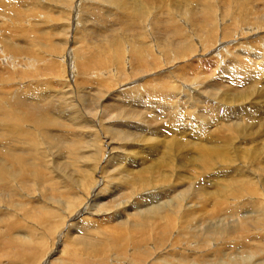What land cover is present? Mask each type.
I'll return each instance as SVG.
<instances>
[{"label": "rangeland", "instance_id": "374dc122", "mask_svg": "<svg viewBox=\"0 0 264 264\" xmlns=\"http://www.w3.org/2000/svg\"><path fill=\"white\" fill-rule=\"evenodd\" d=\"M213 1L212 0H201V1L200 0H0V43H1L0 45L2 46L1 48H4V47H6L5 43L10 44V45L13 44L12 46H14V47H12V50H13V48H16L13 50L14 54L11 53L14 56V58H16L15 60H13V63H12L14 65V70L10 69L8 71V69L7 70L4 69L2 71L3 75H1L0 78L3 76L2 79L3 78L5 79V78H7L8 75H9L8 77H10V76L12 77L15 74L19 75L18 72H21V70H20V68H18V65H20V66L24 65L22 62H25L27 60V58L32 59L31 61L34 63L36 62L38 67L32 62H31L32 66L30 65L31 67H34L33 70L31 69V67H30V69L32 71H34V69H35L34 72H35L36 76L30 74V76L24 78V80L30 82V79H31V81H33L32 82L33 85H31V86H34V85L36 86L38 84H43L45 82L42 85L43 90H45L46 92H50V93L52 92L53 94H57L56 96H58V97L56 98V96H55L54 100L56 101V104L58 105V107L60 109L64 110L63 111L64 116L59 118V122L61 121L62 127H60V126L54 127L55 128L54 133H56L54 140H56V142L62 141L59 138H57V137H60L61 133L64 135H67V137H69V140L67 143V148L69 150L68 151L69 153H64V154L66 155V160L72 164L71 168L67 169L68 171H67L66 176H61L59 173L52 171V165H53L54 160H56L55 159L56 157L54 155L53 149L50 148L47 150L45 157H42L41 159H36L37 162L35 164V167L31 170L28 169V170L24 171L22 169V166H20L18 164H10L11 161L5 162V166L8 168L10 167L6 171H4L3 169L0 168V194L1 193L3 194V195H0V197L5 195L4 197L0 198L1 199L0 200V225H3V226L7 225V226H5V228L3 226H0V238H1L0 239V264H49L50 260H52L53 257L55 258V256H60L61 258L65 259V260L63 259L65 262L66 261L68 262L69 261L68 253L70 251H75L77 249V247H78L77 252L79 251V253H81L80 254L81 257L83 256L82 257L83 259H85L84 257H87V260H85L86 263H88V261H89V264L90 263L93 264V262H96V258L101 257V256H102L101 258H103L104 256L105 257L107 256L106 258L104 257V259H106V261H102L104 264H106V262H107V264H110V263L111 264H115V263L121 264V261L120 262L116 261V259L119 258V255L115 256L114 250L116 248H115V244L113 243L112 239L110 238V235L108 234L110 232L107 230L108 232H106V234H104V228L103 227H105L106 225H109L110 222H106L104 224V226H102L101 222H103V219H101V217L99 218L98 216H95L94 218L97 221L94 220V222H93V219H94L93 216H90L88 213H85L79 219L76 218V220L78 221V220H81V218L83 216H85V221L84 220L79 221L76 228L73 229V227H72L71 230H69V231L67 230L69 234L66 233L67 232L66 229H68L67 225L69 223L71 224L74 221V220H72L73 218L71 219V217L74 215V212L80 207V205L82 206V204L86 202L85 201V195L88 194V192H89L88 190H90L91 184L95 185V183L98 179L97 177L99 175H103L102 184L99 183V184H97V186H98L99 190L102 187H104L103 189H107L108 188L107 184L109 181L108 177L110 175L115 174L113 171L108 173V174L107 173L103 174V172H101V171L104 169H97L99 167L101 168L100 163H101V160L104 156V153L107 154V152L105 151V146L103 144V140H105L104 137H106V136L111 137L112 145H114L113 146L114 150L120 149L123 152L124 151L123 149H125L124 153H127V154L128 153L129 154H137V153L138 154H145V153H147L146 152L147 150L145 148L147 146V144L144 141V139L146 137L152 138L153 141H156L160 145V146H158V149L154 153L150 152V157H148V155L145 157V159L147 160L146 161L147 164L151 163L150 165L152 167L155 164H157V162L159 165L158 169L156 167H154L152 171H149L148 173H146V176L148 177L149 180L152 181V184L149 183V185L146 187V190L145 189L142 190L143 192L139 191V190L136 191L135 188H134V191L127 190L128 192L126 191V194L128 193L127 194L128 196L130 195V193H133V194L135 193L134 195L138 196V194H139L138 197H140V198L141 197H147L148 198L149 193H150V196H153L152 193L155 191L154 193L161 192V193H163V195H165L160 200L166 201V203H168L170 200L169 196H172V197L176 196V198H177L176 200L180 201L181 204H185V203L186 204H193V202H194V204H196L198 206V205L204 203L206 208H208V210L210 209L209 212L207 211L208 213H213V214L217 215L213 218L217 219V217H221L222 214H225L229 217H228V219H224V220H229L231 222L235 221L236 223H240L239 221H246V223H249V225L252 226V227L249 226L246 229L248 231V235H250L247 238H249V240L252 243L254 240H255L254 243H257L259 241L260 242L262 241L264 243V236H263L264 233H262L264 231V191H263L264 190V145H262V144H264V126H263L264 125V96H263L264 95V88H262V87H264V81H263L264 80V69H263L264 68L263 67L264 66V44H263L264 39L262 40V38H264V30H263L264 29V20H263L264 19V11H263L264 10V3H263L264 1L263 0H225V1L224 0H217V1L215 0L216 3H215V1L214 2ZM257 1H258V3L256 5V3H254V2H257ZM259 1L263 6H261ZM76 2H78V3H76ZM221 2H222V4H221ZM240 3H242V4H240ZM247 3H249V4H247ZM205 4L208 6H206ZM228 4H229V6H228ZM215 7H216V12H212V10H215ZM224 7H227V8H224ZM259 7H261V8H259ZM74 8L75 9L77 8V10H75ZM230 8H232L231 10L228 11L230 17H229V15L226 16L225 14H223L221 12V10L223 11V10L230 9ZM200 9H201V11H200ZM207 9L210 10L212 13L208 12ZM180 10H181V12H180ZM196 11L197 12L200 11L201 13L198 12V14L199 13L200 14L197 15ZM237 11H240V12H237ZM241 12H242V14H241ZM190 13L192 14V16H193V13L196 16L194 15V17H192ZM203 13H205V14L203 15ZM208 13H209V15H208ZM243 13H245V16L243 15ZM256 13H257V15L259 14V16H257ZM246 14H247V16H246ZM216 15L218 16L217 17L218 20L216 19V17L214 18V16H216ZM223 15H225L226 18ZM72 16H73V18H72ZM235 17L237 19H235ZM201 19H202V21H201ZM228 21L231 23H227ZM233 21H234V23H237V24H234ZM244 21H245V24H244ZM204 22L207 24H204ZM246 23H248V24H246ZM257 23H259L260 25ZM165 24H167V25H165ZM198 25H200V26L198 27ZM205 25H206V27H204ZM224 25H226L227 27ZM236 25H238V26H236ZM218 26L220 29L218 28ZM235 26H236V28H238V30L235 28ZM193 27H195V28H193ZM230 27H231V29H230ZM242 27H244L245 30ZM250 27H251V29H250ZM261 27H263V28H261ZM200 28H201V30H200ZM163 29L165 30V32ZM221 29L222 30L226 29L228 31V33H227V31H224V30L221 31ZM191 30H192V32H191ZM247 30H249V31H247ZM232 31H233V33H232ZM250 31H253V33H251ZM148 32H150L152 34H150ZM181 32L185 33V34L182 35ZM217 32H219V33H217ZM205 33L207 35H205ZM209 33L212 36H210ZM147 34H150V35H148V36H150V38L148 36H146ZM168 35L170 36L169 38H168ZM192 35H194V36L192 37ZM224 35H225V37H224ZM248 35H249V37H248ZM226 36L228 37V39ZM197 37H199V38H197ZM223 38H225L227 40H224ZM251 38H252V40H251ZM2 39L3 40L5 39V40L3 41ZM169 39H170V42H169ZM200 39H202L201 42H200ZM206 39L209 41L211 40V41L209 42ZM1 40H2V42H1ZM120 40H122V41H120ZM149 40H151V41H149ZM246 40H247V42H246ZM248 40L251 42V44L249 42V44L251 46L248 44ZM261 40L263 41V43H261L262 42ZM146 42L150 43V44L146 45ZM175 42H177V43H175ZM239 42H240V44L237 45L236 43H239ZM2 43L4 44V47H3ZM168 43H170V44H168ZM195 43L196 44L198 43V44L196 45ZM200 43H202V45ZM208 43L210 44L209 45L210 47L207 46ZM214 43H216V44H214ZM228 44L231 45L230 48L229 47L227 48V46H229ZM244 44H246V46ZM258 44H260L261 46ZM143 45H144V47H142ZM171 45L173 47H170ZM194 45H195V47H194ZM224 46L227 49L225 48L226 50H221V48H223ZM239 47H240V49H239ZM246 47L247 48L249 47L248 48L249 50ZM250 47L253 49H251ZM131 48H133V49H131ZM168 48L170 50H167ZM193 48H194V50H193ZM198 48H200L201 50ZM216 48L218 50H221V51L220 52L217 51L216 53L213 52L212 50H214ZM142 49H143V51H142ZM146 49H147V51H146ZM229 49H230V51H229ZM148 50H149V52H148ZM198 50H200L201 52L199 51L200 53L199 52L197 53ZM137 51H139V52L137 53ZM154 51L157 54H153ZM232 52H235L236 54L235 53L231 54ZM247 53H249L247 55V57L250 60L246 57ZM253 54H254V56H253ZM21 55H22V57H21ZM154 55H156V56H154ZM233 55H235L236 58L233 59L232 58ZM239 55L243 56V57L240 58ZM39 56H41L42 58L41 57L39 58ZM220 56H222V57H220ZM252 56L255 60L252 58ZM158 57H160L161 60ZM164 57H165V59H164ZM155 58H156V60H159V62H160L159 64H158V61L153 60ZM38 59L40 62L38 61ZM239 59L241 60V62ZM258 59H260V60H258ZM4 60H7V59H4ZM256 60H258L257 62H259V63H257ZM154 61L157 63H155ZM162 61H164V62H162ZM220 61H221V63H220ZM243 61H244V66L247 67L245 70H241L239 67L240 63H242ZM245 61H247V62L245 63ZM229 62H232V63H229ZM250 62H252V63H250ZM16 64H18V65H16ZM51 65H53V66H51ZM167 65H169V66H167ZM173 65H174V67H173ZM250 67H252V68L250 69ZM2 68H3V65L0 63V70H2ZM25 68H26V66L23 67L22 69L23 70H30L28 67H27V69H25ZM133 68H135V69H133ZM137 68H138V70H137ZM140 68H141V70H140ZM178 68H179V70H178ZM225 68H226V70H225ZM233 68H234V70H233ZM235 68H237L238 71H237V69L235 70ZM188 69H190V70H188ZM257 69H258V72H257ZM172 70H173V72H172ZM14 71H16V73ZM186 71H188V72L186 73ZM242 71H245L246 73L249 72V74L253 75V77L251 79H246L245 78L246 74L240 75V73ZM259 71H261V72L259 73ZM170 72L172 75H170ZM201 72H203V73H201ZM230 72H232V73H230ZM236 72H237V74H236ZM0 73H1V71H0ZM43 73H44V75H43ZM175 74H177L178 76ZM180 74H181V76H180ZM223 74H224L225 78H224V76H222ZM257 74H259V75H257ZM261 75H263V77ZM164 76H165V78H164ZM16 77L20 78V76H16ZM41 77H43V78H41ZM184 77H186V78H184ZM240 77H241V79H240ZM17 79L14 78L13 82L10 80H6V79H5L6 81L3 80L5 82H2L0 80V94H3L4 91L7 92L8 89L12 90V91L14 89H16V85H18V82L15 83V80H17ZM168 79H170L171 82H169L170 80H168ZM216 79L218 82L216 81ZM255 79H257V80L254 82ZM258 79L260 80V82L258 81ZM20 80L23 81L22 78H20ZM20 80H19V82H20ZM158 80H159V82H158ZM175 80H178V81H175ZM228 80H230V81H228ZM234 80H237V81L234 82ZM8 81H9V83H7ZM193 81H195V82H193ZM257 81H258V83H257ZM104 82H105V84H104ZM162 82H163V85L161 87ZM164 82H166V83H164ZM240 82H242V83H240ZM234 84H237V85L234 86ZM239 85H241V86H239ZM261 85H262V87H261ZM168 86L172 90H170ZM187 86H188V88H187ZM50 88H52V89H50ZM147 88H149V89H147ZM150 88L152 90L157 89V91H159L160 89L162 90V92H159L161 95L158 94L156 96V97L162 98V100H163L162 103H164V105L162 106V109L160 111L161 113L159 112V114L161 116L158 113L155 114L156 116L151 115V113L149 112V109H148L149 102H145L143 106L137 107V106H134L132 104V102L128 101L129 99H131L132 96L136 95V93L137 94H146V91L150 92ZM48 89H50V91ZM207 90H209V91H207ZM63 91H67V93L65 94ZM164 91H166V93ZM191 91L193 94L191 93ZM22 93L26 94L27 92L23 91ZM63 94H64L65 98H64ZM107 94H109L110 99L105 97ZM5 95L6 94L4 93L3 96H5ZM112 98H114V99H112ZM143 98L145 99V98H147V96H143ZM163 98L167 101H165ZM174 98H175L176 102L173 101V103H172V100H174ZM112 102H113L114 106H113V104H111ZM169 102H171V103H169ZM252 102H254L256 105L252 104ZM129 103H131V104H129ZM189 104H191V105H189ZM249 105H250V107H249ZM118 106H119V108H118ZM170 106H171V108H170ZM0 107H5V104L3 102H0ZM102 107H104V108H102ZM129 108H131L132 110L135 109V111L137 108L138 113H140V114L137 113V116L129 118L128 114L130 112L129 110H131ZM143 108L145 111H143ZM202 108H204V109H202ZM88 109H89V111H88ZM104 109H106V110H104ZM179 109L181 111H179ZM185 109H186V111L187 110L188 111L186 112ZM262 109H263V111H262ZM250 110L253 111L254 114H252V112ZM254 110H257L259 112V114H258V112H256L257 113L256 114ZM102 111H103V114H101ZM177 111H179L180 113H178ZM190 111H193V112H190ZM243 111L247 112V113H244ZM144 112H145V114H144ZM176 112L178 115H175ZM194 112H196V113H194ZM227 112H229V114ZM249 112H251V113H249ZM148 113H149V115H146ZM208 113H210V114H208ZM200 114L202 115L201 117H200ZM236 114H237V116H236ZM255 114H256V116H255ZM180 115H181V117H180ZM185 115H186V117H185ZM240 115H241V117H240ZM253 115H254V117H252ZM189 116L191 118L193 117L194 119L193 118L190 119ZM250 116H251V118H250ZM115 117H116V119H114ZM148 117L150 118V120L148 119ZM151 117H153V118L151 119ZM122 118L125 121H123ZM204 118H205L206 122H205ZM142 119H144V120H142ZM145 119L146 120L148 119V120L146 121ZM154 119H155V121H154ZM252 119H253V121H252ZM102 120H103V122H102ZM116 120H117V122H116ZM131 120H136L135 122H138V123H140L139 121H141V124L142 123L144 124L142 127L143 128L145 127L144 128L145 130L144 129H142V130L136 129L135 130L134 128H130V126L127 128L123 127L124 129L123 128L119 129V127L116 125L111 126V124H115V123H123V122L128 123ZM185 120H187V121H185ZM144 121H146V122H144ZM160 122H162L161 123L162 125H160ZM223 122H225L226 124ZM176 125H177V127H175ZM252 125H253V127H252ZM205 126H208L209 129H208V127H205ZM110 127H113L114 129H110ZM105 129H107V130H105ZM111 130L129 131V134H128L127 138L122 139L118 135L120 132H115L117 135L115 134V136H114V134H113V136H112ZM171 130H173V131H171ZM247 130L248 131L250 130V131L248 132ZM147 131L148 132L150 131L151 135ZM151 131L152 132L156 131V132L152 133ZM139 132H141V133L139 134ZM261 132H263V133H261ZM3 133L4 132L0 129V141L3 144H5V139H3L4 136H2ZM260 133H261V135H260ZM255 134H256V136H255ZM39 135L41 137L36 138L37 139V148H40V150H43L44 148H42V146H43L42 142L44 140H46V138L44 137V135L42 137L41 133ZM155 135H156V137H155ZM186 135H189V136H186ZM190 135L193 137L191 142L184 144L183 141H185V138L187 139V141L190 140ZM200 136H202V137H200ZM261 136H262V138H261ZM178 137H180V138L182 137L181 140ZM60 138H63V137H60ZM201 138L203 139L202 141H201ZM126 139H128V140H126ZM138 139L140 141H138ZM39 140H40V142H39ZM114 140H116V141H114ZM199 140H200V142H199ZM215 140H216V142H215ZM187 141H185V142H187ZM144 142H145V144H144ZM192 142H193V144H196V145L200 144L202 146H205L207 144L208 147H212L209 157L205 160L204 159L202 160V157L200 156V150H198V152H197V149H186V152H185V149H184V150H179L176 152V151H174V149L170 148L168 145V143H172V144L179 143V144H181L179 146H184L187 144L192 145ZM220 142H222V143H220ZM2 143L0 144V149H2V147H4V145ZM39 143H41V144L39 145ZM134 143L137 145L138 149ZM165 143H167V144H165ZM143 144H144V147H143ZM213 146L216 147V148L214 147L215 150L213 149ZM121 147H123V148H121ZM165 147H166V149H165ZM116 148H118V149H116ZM168 148H170V150ZM61 149H62V151H65L64 147H61ZM220 149H223L224 151L220 150ZM227 149L229 150V152ZM187 150H190V152H188ZM194 150H196V151L194 152ZM140 151H141V153H140ZM158 151L162 152V153H159ZM225 151H226V153H225ZM231 151H234V152H231ZM218 152L224 154L223 158H222V155L220 156V154H218ZM51 153H52V156L54 158L53 161H51V158H52V157H50ZM230 154H231V156H230ZM232 154H233V156H232ZM234 155H236V156H234ZM226 156H228V158ZM37 157L38 156L36 155V158ZM220 157L223 160H220L221 159ZM231 157H233V159H231ZM242 157H244V158L242 159ZM234 159H239V160L238 161L236 160V162H235ZM250 159H252L254 161H251ZM71 160H72V162H71ZM76 160H78V161H76ZM224 160H225V163H223ZM227 160H229V161L227 162ZM194 162H196V164ZM7 163H8V165H6ZM76 163H78V164H76ZM122 163L123 162H121V165H123V164L126 165V163H123V164ZM206 163H207V165H206ZM189 164H191V165H189ZM194 165H195V167H194ZM199 165L203 168V170H202V168H199ZM203 165H204V167H203ZM231 165H232V167L235 165L233 167V169H235L234 170L235 172L231 169L232 168V167H230ZM72 166L76 169H73ZM222 166H223V169H222ZM12 167H15L14 170L12 169ZM94 167H96V168H94ZM127 167L128 166H125V168H127ZM224 167H226V168H224ZM18 168H19V170H18ZM120 168L121 167H119V169ZM211 168H212V170H211ZM213 168L214 169L216 168L215 171ZM187 169H189V170H187ZM192 169L194 170V172ZM10 170L12 172H10ZM155 170H157V171H155ZM218 170H219V172H217ZM92 171H94V172H92ZM239 171H240V173L243 172V173H241L242 175L240 173L238 174ZM13 172H15V173H13ZM172 172H173V175H172ZM187 172H188V174H185ZM209 172H211L212 174ZM215 172H217L218 174H216ZM244 172H246V173H244ZM189 173H190V175H189ZM235 173H237V174H235ZM233 174H235L237 176H234V178H233ZM198 175H199V177H198ZM244 175H245V179L243 178ZM175 176L177 178H175ZM187 176H188V178H187ZM209 176H210L209 179H211V180L208 179ZM12 177H14V180ZM160 177H163V180H161ZM182 177L184 179H182ZM246 177L249 179H247ZM240 178H242V179H240ZM93 179L95 180L94 183H92ZM11 180H13V181H11ZM86 180H88V181L91 180V181L89 183ZM185 180H187L188 182H186ZM201 180H203V181H201ZM7 181L9 183V185H8ZM105 181L107 182V184L105 183ZM114 181L116 182L117 180H114ZM114 181H112L111 183L115 184ZM239 182L241 183V187H240ZM243 182H244V185H243ZM177 183H178V185H177ZM245 183H246V185H245ZM253 184H254V186H253ZM195 185L197 187H199V185H200V187H202L203 185L204 186L202 188H200V187L195 188ZM233 185H234V187L236 186L235 189H237V191L234 189ZM5 186H7L8 188H9V186L13 187L12 189L10 188L12 191L8 188L6 189ZM74 186H76V187H74ZM176 186H178V187H176ZM87 187H89V188H87ZM105 187H107V188H105ZM155 187L158 189H155ZM205 187H206L207 191H206ZM219 187H220V189H219ZM1 188H2V190H1ZM238 188H240V189H238ZM258 188H261V189H259V192L257 190ZM69 189L70 190L72 189V190L70 191ZM74 189H76V190L78 189V191H76ZM179 189H181V190H179ZM199 189H200V191H198ZM202 189L204 191H206L207 193L202 192L203 191ZM225 189H227V190H225ZM232 189H233V191H232ZM3 190L4 191L7 190V192L3 193L4 192ZM80 191L81 192L83 191V193H81ZM227 191H229V192H227ZM260 191H261L262 195H261ZM178 192H180V193H178ZM16 193H18V194H16ZM74 193H76V194H74ZM237 193H240V194H237ZM253 194H255L256 196L255 195L252 196ZM58 195H59V197H58ZM134 195H133V197L135 198L136 196H134ZM6 196H8V197L5 198ZM150 196H149V198H150ZM238 196H239V200L237 199ZM240 196H242L244 200ZM247 196H248V199L245 198ZM182 197L184 198V203L182 202L183 201ZM191 197L194 198L193 201H192ZM234 197H235V200H237V201H234ZM250 197L253 200L250 199ZM227 198H230V199H227ZM195 199H197V200H195ZM205 199H206V201L208 199V201H210V202H208V201L206 202ZM217 199L220 201H216ZM240 199L242 202L240 201ZM172 200L175 201L174 199H172ZM185 200L187 202H185ZM190 200H191V202H190ZM212 200L213 201L215 200L214 204H211V203H213ZM58 201L62 202V203H59ZM228 201H230V202L232 201V202L230 203ZM153 202L154 201L147 203V204L152 205V204H154ZM197 202H199V203H197ZM216 202H218V203H216ZM2 203H4V204H2ZM141 203L146 204L145 201H142ZM224 203H226V204H224ZM223 204H224V207H223ZM230 204L235 205V206L231 207ZM236 204L238 207L236 206ZM244 205H246L248 207H246ZM64 207H66L67 209ZM253 207H254V209H252ZM71 208H73V209L71 210ZM243 208L248 209V210H244ZM253 210H254V213H253ZM178 212L176 213V216L180 215V214H178ZM71 213L73 215H70ZM189 213L190 212H187L188 216L191 215V213L190 214ZM238 213L239 214L241 213V215L238 216ZM242 214L244 217L242 216ZM67 217H68V219H67ZM245 219H247V220H245ZM88 220H92V221L89 222ZM104 220H106V219H104ZM1 221H2V223H1ZM5 221H6V224H3V223H5ZM212 221L217 223L220 221V219L211 220V222ZM98 222H99V224H98ZM174 222H177V220H175ZM82 224H84L85 226L87 224L86 227H88V228H86ZM92 224L94 226H92ZM163 225H164V228L161 230V232L163 231V233H161L162 234L161 236H163L164 238L167 237L169 233L171 235L172 232L177 231L176 226H174V224L168 222V220H164ZM17 226H19V227H17ZM193 226L194 227L189 225L187 230H190V232L193 230H196V229L198 231H201V230H199L201 228V225L199 223H194ZM171 227H172V229L173 228L174 229L173 230L170 229ZM1 229H2V231H1ZM95 229H97L96 234H95ZM261 229H263V230H261ZM4 230L8 234L5 233ZM133 230H132V232H134V234L140 233L137 230H134V231ZM70 231L75 233V234L71 233ZM251 231H252V233H251ZM259 231H261L260 232L261 235H260ZM15 234L18 236H16ZM134 234L130 233L128 236L129 239L138 237V236H135ZM147 234H142L141 236L145 237V235H147ZM150 234L153 237L149 236ZM150 234L147 235V238H148L147 241H149L150 244L154 245L153 248L155 247V250L152 248V246L150 247L149 245H144L145 243L143 244V242L141 243V247L142 246H144V247H142V249L140 247L139 248L140 250L150 249V250H146L149 252V251H157L161 248L158 246H157L158 248L156 247V244L157 245L161 244L160 241H158L156 244H154V241L156 240L154 237H156L157 234H155L153 231L150 232ZM14 235L17 238H15ZM63 235H64V237H63ZM253 235H254V237H253ZM256 235H257V239H256ZM24 236H25V239H24ZM3 237H4V239H3ZM70 237H71V239H70ZM87 237L90 238V240ZM73 238H75V240ZM7 239H10L11 242H13V244H14L10 248L4 244V241H6ZM58 240L61 242H58ZM63 240L66 242L64 243ZM71 240L73 241V243L71 242ZM78 240H80V241H78ZM84 240H87L88 242H90V244L92 246H87L84 248V246H85V244H83ZM163 240L164 239L162 238V241ZM17 241H19L22 244L18 243L19 244L18 245L16 243ZM27 241H29L31 244L28 243ZM50 242H51V244H50ZM67 242L68 243L70 242V243L66 245ZM23 243H25V245L26 244L27 245L25 246ZM54 243H56V244H54ZM71 243L74 245H71ZM62 244L66 245V246L71 245L70 250H69V246L68 247L64 246L66 248L65 249ZM192 244H194V243H192ZM31 245L34 247H32ZM107 245H109V246H107ZM73 246H75V247H73ZM100 246L103 248H101ZM126 246H127L126 251H128V253H126V254H128L129 256L133 255L132 254L133 249H131L132 245L130 246L128 244ZM13 247H14V249H13ZM57 247L59 248V250ZM72 247H73V249H72ZM112 247H114V248H112ZM48 248H51V249H48ZM63 248H64V250H63ZM105 248H107V249H105ZM19 249H21V250H19ZM60 249H62L61 252H59ZM176 249H178V248H176ZM98 250H100V251H98ZM234 250L235 249H232L229 252L227 251V253H224V254L222 253V261L225 262L226 259H228L227 258L228 254H232V255L235 254L236 252H233ZM248 250H249V248H245L244 252L241 253V251H240L239 254L243 255L244 257L247 258ZM53 251H55L56 253ZM161 251L163 252V250H161ZM161 251L159 250L157 255H154V252L151 255H148V258H150V259H146L147 264H149L153 259H157L156 256L161 254L162 253ZM113 252H114V254H113ZM13 253H14L15 258L19 257V259L16 258L17 262H16V259L13 257ZM17 253L19 255H17ZM36 256H38V257H36ZM112 256L114 257V260L112 259ZM162 256L164 258H161ZM214 256H211L210 261L215 264L216 263L215 262L216 256L215 257ZM28 257H30V258H28ZM166 257L168 259H165ZM160 259H161V263L163 261L162 259H165L168 261L171 260L172 262H175L174 257L169 258V255H167L166 253L162 254L160 256ZM127 260L129 261L128 258H127ZM43 261H45V262H43ZM112 261H114V262H112ZM52 262H53V260L51 261L50 264H53ZM164 262L165 261H163V263ZM103 263H101V264H103ZM123 264H126V263H123ZM259 264H264V263L259 262Z\"/></svg>", "mask_w": 264, "mask_h": 264}, {"label": "bare ground", "instance_id": "6f19581e", "mask_svg": "<svg viewBox=\"0 0 264 264\" xmlns=\"http://www.w3.org/2000/svg\"><path fill=\"white\" fill-rule=\"evenodd\" d=\"M201 1V0H200ZM213 1V0H212ZM215 1V0H214ZM213 1V2H214ZM217 1V0H216ZM216 1H215V3H216ZM225 1V0H224ZM264 1V0H263ZM206 2V1H205ZM211 2V1H210ZM234 2V1H233ZM232 2V3H233ZM76 3H78V2H76ZM124 3V2H123ZM122 3V4H123ZM189 3V2H188ZM203 3V2H202ZM219 3V2H218ZM254 3H256V5H257V3H258V1L257 2H254ZM253 3V4H254ZM259 3H260V1H259ZM264 3V2H263ZM4 4V3H3ZM125 4V3H124ZM204 4V3H203ZM221 4H222V2H221ZM224 4V3H223ZM240 4H242V3H240ZM247 4H249V3H247ZM261 4V3H260ZM136 5V4H135ZM191 5V4H190ZM200 5V4H199ZM206 5V4H205ZM232 5V4H231ZM234 5V4H233ZM75 6V5H74ZM97 6V5H96ZM198 6V5H197ZM206 6H208V5H206ZM225 6V5H224ZM228 6H229V4H228ZM248 6V5H247ZM255 6V5H254ZM261 6H263L262 4H261ZM191 7V6H190ZM223 7V6H222ZM221 7V8H222ZM235 7V6H234ZM252 7V6H251ZM256 7V6H255ZM212 8V7H211ZM224 8H227V7H224ZM223 8V9H224ZM259 8H261V7H259ZM75 9V8H74ZM232 8H230V9H226V10H221V12L223 13V14H225L226 16H228L229 15V10H231ZM75 10H77V8L75 9ZM136 10V9H135ZM208 10V9H207ZM212 10V9H211ZM254 10V9H253ZM263 10V9H262ZM261 10V11H262ZM74 11V10H73ZM200 11H201V9H200ZM200 11H198V12H200ZM219 11V10H218ZM260 11V10H259ZM264 11V10H263ZM180 12H181V10H180ZM186 12V11H185ZM197 12V11H196ZM195 12V13H196ZM198 12H197V15H199L198 14ZM206 12V11H205ZM208 12H211L210 10H208ZM212 12H216V7H215V10H212ZM211 12V13H212ZM237 12H240V11H237ZM258 12V11H257ZM250 13V12H249ZM189 14V13H188ZM191 14V13H190ZM205 13H203V15H204ZM241 14H242V12H241ZM194 13H193V16H192V14H191V16L192 17H194ZM208 15H209V13H208ZM219 15V14H218ZM225 15H223V16H225ZM232 15V14H231ZM243 15L245 16V13H243ZM256 15H257V13H256ZM190 16V17H191ZM196 16V15H195ZM220 16V15H219ZM226 16H225V18H226ZM246 16H247V14H246ZM255 16V15H254ZM257 16H259V14L257 15ZM188 17V16H187ZM207 17V16H206ZM216 17V19L218 20V16L216 15V16H214V18ZM229 17H230V15H229ZM256 17V16H255ZM72 18H73V16H72ZM205 18V17H204ZM223 18V17H222ZM234 18V17H233ZM257 18V17H256ZM229 19V18H228ZM235 19H237L236 17H235ZM245 19V18H244ZM248 19V18H247ZM251 19V18H250ZM249 19V20H250ZM261 19V18H260ZM259 19V20H260ZM208 20V19H207ZM216 20V21H217ZM264 20V19H263ZM145 21V20H144ZM199 21V20H198ZM201 21H202V19H201ZM226 21V20H225ZM230 21V20H229ZM227 22V23H231V22ZM242 21V20H241ZM88 22V21H87ZM218 22V21H217ZM240 22V21H239ZM249 22V21H248ZM252 22V21H251ZM258 22V21H257ZM262 22V21H261ZM68 23V22H67ZM92 23V22H91ZM147 23V22H146ZM203 23V22H202ZM201 23V24H202ZM211 23V22H210ZM209 23V24H210ZM220 23V22H219ZM225 23V22H224ZM233 23H234V21H233ZM253 23V22H252ZM260 23V22H259ZM259 23H257V24H259ZM198 24V23H197ZM204 24H207V23H205L204 22ZM234 24H237V23H234ZM244 24H245V21H244ZM246 24H248V23H246ZM255 24V23H254ZM262 24V23H261ZM139 25V24H138ZM143 25V24H142ZM165 25H167V24H165ZM231 25V24H230ZM243 25V24H242ZM260 25V24H259ZM78 26V25H77ZM134 26V25H133ZM162 26V25H161ZM197 26V25H196ZM200 25H198V27H199ZM208 26V25H207ZM224 26H226V25H224ZM236 26H238V25H236ZM236 26H235V28H236ZM250 26V25H249ZM248 26V27H249ZM254 26V25H253ZM252 26V27H253ZM192 27V26H191ZM204 27H206V25L204 26ZM227 27V26H226ZM260 27V26H259ZM162 28V27H161ZM166 28V27H165ZM193 28H195V27H193ZM218 28H219V26H218ZM222 28V27H221ZM234 28V27H233ZM232 28V29H233ZM234 28V29H235ZM243 29H244V27H242ZM255 28V27H254ZM261 28H263V27H261ZM143 29V28H142ZM160 29V28H159ZM205 29V28H204ZM220 29V28H219ZM230 29H231V27H230ZM237 30H238V28H236ZM242 29V30H243ZM249 29V28H248ZM250 29H251V27H250ZM111 30V29H110ZM164 30V29H163ZM200 30H201V28H200ZM224 30V29H223ZM222 29H221V31H223ZM245 30V29H244ZM261 30V29H260ZM264 30V29H263ZM16 31V30H15ZM170 31V30H169ZM194 31V30H193ZM198 31V30H197ZM219 31V30H218ZM224 31H227L226 29L224 30ZM230 31V30H229ZM235 31V30H234ZM247 31H249V30H247ZM255 31V30H254ZM27 32V31H26ZM164 32H165V30H164ZM191 32H192V30H191ZM196 32V31H195ZM194 32V33H195ZM208 32V31H207ZM206 32V33H207ZM216 32V31H215ZM214 32V33H215ZM238 32V31H237ZM236 32V33H237ZM251 33H253V31H250ZM148 33H150V32H148ZM182 33V32H181ZM198 33V32H197ZM205 33V35H207ZM211 33V32H210ZM209 33V35L210 36H212L211 34ZM213 33V32H212ZM217 33H219V32H217ZM222 33V32H221ZM225 33V32H224ZM227 33H228V31H227ZM232 33H233V31H232ZM257 33V32H256ZM255 33V34H256ZM150 34H152V33H150ZM150 34H147L146 36H148V35H150ZM156 34V33H155ZM179 34V33H178ZM183 34H185V33H182V35ZM199 34V33H198ZM197 34V35H198ZM223 34V33H222ZM231 34V33H230ZM238 34V33H237ZM241 34V33H240ZM239 34V35H240ZM254 34V35H255ZM187 35V34H186ZM226 35V34H225ZM225 35H224V37H225ZM232 35V34H231ZM235 35V34H234ZM242 35V34H241ZM260 35V34H259ZM165 36V35H164ZM194 35H192V37H193ZM200 36V35H199ZM217 36V35H216ZM215 36V37H216ZM228 36V35H227ZM226 36V37H227ZM245 36V35H244ZM16 37V36H15ZM149 38H150V36H148ZM170 36L168 35V38H169ZM184 37V36H183ZM191 37V38H192ZM205 37V36H204ZM218 37V36H217ZM223 37V36H222ZM232 37V36H231ZM248 37H249V35H248ZM26 38V37H25ZM197 38H199V37H197ZM207 38V37H206ZM235 38V37H234ZM259 38V37H258ZM261 38V37H260ZM147 39V38H146ZM175 39V38H174ZM187 39V38H186ZM220 39V38H219ZM224 40H227L228 39V37H227V39H225V38H223ZM222 39V40H223ZM230 39V38H229ZM238 39V38H237ZM243 39V38H242ZM264 38H262V40H263ZM3 40V39H2ZM2 40H1V42H2ZM5 40V39H4ZM3 40V41H4ZM179 40V39H178ZM193 40V39H192ZM205 40V39H204ZM203 40V41H204ZM207 40V39H206ZM213 40V39H212ZM245 40V39H244ZM251 40H252V38H251ZM261 40V41H262ZM120 41H122V40H120ZM142 41V40H141ZM149 41H151V40H149ZM173 41V40H172ZM199 41V40H198ZM202 41V39H200V42ZM207 41H209V40H207ZM211 41V40H210ZM209 41V42H210ZM218 41V40H217ZM238 41V40H237ZM243 41V40H242ZM256 41V40H255ZM264 41V40H263ZM263 41L261 42V43H263ZM138 42V41H137ZM136 42V43H137ZM169 42H170V39H169ZM194 42V41H193ZM197 42V41H196ZM206 42V41H205ZM204 42V43H205ZM245 42V41H244ZM246 42H247V40H246ZM249 40H248V44H249ZM257 42V41H256ZM259 42V41H258ZM4 43V42H3ZM2 43V44H3ZM99 43V42H98ZM152 43V42H151ZM166 43V42H165ZM175 43H177V42H175ZM184 43V42H183ZM199 43V42H198ZM197 43V44H198ZM221 43V42H220ZM231 43V42H230ZM1 44V43H0ZM106 44V43H105ZM147 44H150V43H147L146 42V45ZM168 44H170V43H168ZM196 44V43H195ZM196 44V45H197ZM201 45H202V43H200ZM206 44V43H205ZM204 44V45H205ZM214 44H216V43H214ZM223 44V43H222ZM237 45L238 44H240V42L239 43H236ZM250 44H251V42H250ZM249 44V45H250ZM264 44V43H263ZM13 44H7V43H5V46L6 47H4V44H3V47L4 48H1L2 46L0 45V63L3 65V68H2V70H0L1 71V73H0V76L1 75H3V70L5 69V70H7L8 69V71L10 70V69H12V70H14V65L12 64L13 63V60H15L16 58H14V56L11 54V53H13L14 51V49H16V48H13V50H12V47H14V46H12ZM210 44L208 43V45L207 46H209ZM229 45V44H228ZM236 45V46H237ZM242 45V44H241ZM245 46H246V44H244ZM258 45H260V44H258ZM128 46V45H127ZM230 46L231 45H229V46H227V48L229 47L230 48ZM243 46V45H242ZM248 46V45H247ZM251 46V45H250ZM261 46V45H260ZM107 47V46H106ZM142 47H144V45L142 46ZM170 47H173L172 45L170 46ZM194 47H195V45H194ZM204 47V46H203ZM210 47V46H209ZM208 47V48H209ZM212 47V46H211ZM215 47V46H214ZM220 47V46H219ZM241 47V46H240ZM240 47H239V49H240ZM253 47V46H252ZM138 48V47H137ZM175 48V47H174ZM178 48V47H177ZM206 48V47H205ZM226 47L224 46L223 48H221V50H226L225 49ZM247 48V47H246ZM249 48V47H248ZM247 48V49H248ZM251 48V47H250ZM255 48V47H254ZM7 49V50H6ZM18 49V48H17ZM131 49H133V48H131ZM196 49V48H195ZM198 49H200V48H198ZM217 49V48H216ZM216 49H214V50H212L213 52H217V51H221V50H216ZM238 49V50H239ZM242 49V48H241ZM251 49H253V48H251ZM261 49V48H260ZM12 52H11V51ZM34 50V49H33ZM112 50V49H111ZM156 50V49H155ZM167 50H170L169 48L167 49ZM176 50V49H175ZM193 50H194V48H193ZM201 50V49H200ZM200 50H198L197 51V53L200 51ZM234 50V49H233ZM243 50V49H242ZM249 50V49H248ZM255 50V49H254ZM262 50V49H261ZM10 51V52H9ZM142 51H143V49H142ZM146 51H147V49H146ZM196 51V50H195ZM207 51V50H206ZM211 51V52H212ZM229 51H230V49H229ZM260 51V50H259ZM128 52V51H127ZM134 52V51H133ZM139 51H137V53H138ZM145 52V51H144ZM148 52H149V50H148ZM201 52V51H200ZM199 52V53H200ZM203 52V51H202ZM244 52V51H243ZM246 52V51H245ZM27 53V52H26ZM136 53V52H135ZM233 53H235V52H232L231 54H233ZM255 53V52H254ZM260 53V52H259ZM14 54V53H13ZM28 54V53H27ZM134 54V53H133ZM153 54H157V53H155V51L153 52ZM212 54V53H211ZM222 54V53H221ZM220 54V55H221ZM236 54V53H235ZM249 53H247L246 54V57H247V55H248ZM262 54V53H261ZM30 55V54H29ZM144 55V54H143ZM202 55V54H201ZM208 55V54H207ZM215 55V54H214ZM224 55V54H223ZM243 55V54H242ZM245 55V54H244ZM256 55V54H255ZM16 56V55H15ZM24 56V55H23ZM28 56V55H27ZM26 56V57H27ZM31 56V55H30ZM142 56V55H141ZM154 56H156V55H154ZM159 56V55H158ZM234 56V57H233ZM232 56V58L234 59V58H236L235 57V55H233ZM238 56V55H237ZM240 56V55H239ZM253 56H254V54H253ZM253 56H252V58H253ZM257 56V55H256ZM21 57H22V55H21ZM41 56H39V58H40ZM148 57V56H147ZM220 57H222V56H220ZM226 57V56H225ZM229 57V56H228ZM241 57H243V56H240V58ZM42 58V57H41ZM44 58V57H43ZM65 58V57H64ZM80 58V57H79ZM138 58V57H137ZM143 58V57H142ZM153 58V57H152ZM157 58V57H156ZM156 58L155 59H153V60H156ZM159 59H160V57H158ZM167 58V57H166ZM181 58V57H180ZM190 58V57H189ZM193 58V57H192ZM191 58V59H192ZM248 58V57H247ZM261 58V57H260ZM263 58V57H262ZM4 59H7V60H4ZM34 59V58H33ZM145 59V58H144ZM164 59H165V57H164ZM246 59V58H245ZM249 59V58H248ZM247 59V60H248ZM254 59V58H253ZM18 60V59H17ZM22 60V59H21ZM32 59H29V58H27V60L25 61V62H22L24 65H22L23 67H25L26 66V68L25 69H27V67L30 69V67L32 66V64H31V61ZM161 60V59H160ZM189 60V59H188ZM208 60V59H207ZM224 60V59H223ZM236 60V59H235ZM240 60V59H239ZM243 60V59H242ZM250 60V59H249ZM255 60V59H254ZM258 60H260V59H258ZM258 60H256V62L258 61ZM20 61V60H19ZM37 61V60H36ZM38 61H39V59H38ZM151 61V60H150ZM156 61H158V64L160 63L159 62V60H156ZM228 61V60H227ZM237 61V60H236ZM15 62V61H14ZM40 62V61H39ZM59 62V61H58ZM69 62V61H68ZM140 62V61H139ZM142 62V61H141ZM155 62V61H154ZM162 62H164V61H162ZM219 62V61H218ZM239 62V61H238ZM240 62H241V60H240ZM247 61H245V63H246ZM249 62V61H248ZM261 62V61H260ZM16 63V62H15ZM21 63V64H22ZM32 63H34V62H32ZM67 63V62H66ZM148 63V62H147ZM150 63V62H149ZM155 63H157V62H155ZM178 63V62H177ZM220 63H221V61H220ZM227 63V62H226ZM229 63H232V62H229ZM243 63V64H242ZM242 63H240V65H239V67H240V69L241 70H245L247 67H245L244 66V61L242 62ZM250 63H252V62H250ZM257 63H259V62H257ZM36 66H37V64H36V62L34 63ZM33 64V65H34ZM136 64V63H135ZM134 64V65H135ZM164 64V63H163ZM176 64V63H175ZM199 64V63H198ZM223 64V63H222ZM16 65H18V64H16ZM31 65V66H30ZM138 65V64H137ZM148 65V64H147ZM178 65V64H177ZM263 65V64H262ZM22 66H20V65H18V68H20V70H21V72H18L19 73V75L17 74H15L16 76H20V78H22L23 79V81H21L20 80V78H18V77H16L14 74V76H10V77H8L7 76V78H5L6 80H10V81H12L13 82V80H14V78H18L17 80H15V83L16 82H18V85H16V89H14L13 91L12 90H9L8 89V91L7 92H5L4 91V93L6 94L5 96H3V94H0V102H3L4 104H5V107H0V129L4 132L3 133V135L2 136H4V138L3 139H5V144H3L1 141V143L4 145V147H2V149H0V168L1 169H3L4 171H6L7 169H9L8 167H6L5 166V162L6 161H11L10 162V164H18V165H20V166H22V169L25 171V170H28V169H33L34 167H35V164H36V159H41L42 157H45L46 156V153H47V150L48 149H53V151H54V155H55V159L56 160H54V158H53V156H52V153H51V156L50 157H52L51 158V161H53L54 160V162H53V165H52V171H55L56 173H59L61 176H66V174H67V169H70L71 168V163L70 162H68L67 160H66V155L64 154V153H69L68 151V148H67V143H68V140H69V137H67V135H64V134H62L61 133V135H60V137H63V138H60V137H57V138H59L60 140H62V141H58V142H56V140H54V137L56 136V133H54V127L55 126H57V127H62V124H61V121L59 122V118L60 117H62V116H64V110H62V109H60L59 107H58V105L56 104V101L54 100V98H55V96L57 95V94H53L52 92L50 93V92H46L45 90H43V87H42V85L45 83H43V84H38V85H34V86H31V85H33L32 84V82L33 81H31V79H30V82L29 81H25L24 80V78H26V77H29L30 76V74H32V75H35V69H34V71H32L33 70V68L34 67H31V69L30 70H23L22 68ZM51 66H53V65H51ZM142 66V65H141ZM149 66V65H148ZM167 66H169V65H167ZM179 66V65H178ZM200 66V65H199ZM228 66V65H227ZM38 67V66H37ZM172 67V66H171ZM173 67H174V65H173ZM264 67V66H263ZM139 68V67H138ZM138 68H137V70H138ZM252 67H250V69H251ZM262 68V67H261ZM133 69H135V68H133ZM221 69V68H220ZM219 69V70H220ZM232 69V68H231ZM237 68H235V70H236ZM264 69V68H263ZM262 69V70H263ZM70 70V69H69ZM140 70H141V68H140ZM178 70H179V68H178ZM188 70H190V69H188ZM195 70V69H194ZM225 70H226V68H225ZM233 70H234V68H233ZM255 70V69H254ZM261 70V71H262ZM7 71V72H8ZM143 71V70H142ZM176 71V70H175ZM181 71V70H180ZM193 71V70H192ZM224 71V70H223ZM229 71V70H228ZM237 71H238V69H237ZM261 71H259V73L261 72ZM15 73H16V71H14ZM45 72V71H44ZM75 72V71H74ZM84 72V71H83ZM82 72V73H83ZM172 72H173V70H172ZM188 71H186V73H187ZM198 72V71H197ZM196 72V73H197ZM205 72V71H204ZM219 72V71H218ZM244 72V73H243ZM253 72V71H252ZM257 72H258V69H257ZM9 73V72H8ZM190 73V72H189ZM201 73H203V72H201ZM216 73V72H215ZM224 73V72H223ZM230 73H232V72H230ZM235 73V72H234ZM256 73V72H255ZM38 74V73H37ZM70 74V73H69ZM142 74V73H141ZM153 74V73H152ZM167 74V73H166ZM179 74V73H178ZM191 74V73H190ZM195 74V73H194ZM200 74V73H199ZM226 74V73H225ZM236 74H237V72H236ZM241 74H246L245 75V78L246 79H251L252 77H253V75H251V74H249V72L248 73H246L245 71H242L241 73H240V75ZM12 75V74H11ZM43 75H44V73H43ZM170 75H172L171 74V72H170ZM175 75H177V74H175ZM185 75V74H184ZM216 75V74H215ZM221 75V74H220ZM232 75V74H231ZM235 75V74H234ZM257 75H259V74H257ZM36 76V75H35ZM178 76V75H177ZM180 76H181V74H180ZM191 76V75H190ZM217 76V75H216ZM222 76H224V74L222 75ZM244 76V75H243ZM262 77H263V75H261ZM3 77V76H2ZM2 77L0 78V80L2 81V82H5L6 80L3 78L2 79ZM5 77V76H4ZM108 77V76H107ZM198 77V76H197ZM228 77V76H227ZM256 77V76H255ZM254 77V78H255ZM260 77V76H259ZM31 78V77H30ZM41 78H43V77H41ZM164 78H165V76H164ZM167 78V77H166ZM169 78V77H168ZM184 78H186V77H184ZM188 78V77H187ZM215 78V77H214ZM222 78V77H221ZM224 78H225V76H224ZM35 79V78H34ZM66 79V78H65ZM161 79V78H160ZM173 79V78H172ZM180 79V78H179ZM190 79V78H189ZM195 79V78H194ZM208 79V78H207ZM206 79V80H207ZM213 79V78H212ZM223 79V78H222ZM234 79V78H233ZM240 79H241V77H240ZM3 80H5V81H3ZM19 80H20V82H19ZM37 80V79H36ZM58 80V79H57ZM68 80V79H67ZM168 80H170V79H168ZM167 80V81H168ZM184 80V79H183ZM224 80V79H223ZM222 80V81H223ZM231 80V79H230ZM230 80H228V81H230ZM239 80V79H238ZM257 79H255L254 80V82L256 81ZM163 81V80H162ZM173 81V80H172ZM175 81H178V80H175ZM214 81V80H213ZM216 81H217V79H216ZM226 81V80H225ZM237 80H234V82H236ZM258 81L260 82V80L258 79ZM258 81H257V83H258ZM264 81V80H263ZM41 82V81H40ZM103 82V81H102ZM158 82H159V80H158ZM161 82V81H160ZM169 82H171V80L169 81ZM180 82V81H179ZM183 82V81H182ZM181 82V83H182ZM193 82H195V81H193ZM218 82V81H217ZM233 82V83H234ZM239 82V81H238ZM7 83H9V81L7 82ZM35 83V82H34ZM164 83H166V82H164ZM178 83V82H177ZM185 83V82H184ZM192 83V82H191ZM232 83V82H231ZM240 83H242V82H240ZM14 84V83H13ZM26 84V85H25ZM104 84H105V82H104ZM161 84V83H160ZM180 84V83H179ZM196 84V83H195ZM61 85V84H60ZM155 85V84H154ZM162 85H163V82H162V84H161V87H162ZM171 85V84H170ZM174 85V84H173ZM235 85H237V84H234V86ZM166 86V85H165ZM175 86V85H174ZM233 86V87H234ZM239 86H241V85H239ZM243 86V85H242ZM260 86V85H259ZM154 87V86H153ZM152 87V88H153ZM157 87V86H156ZM169 87V86H168ZM190 87V86H189ZM261 87H262V85H261ZM49 88V87H48ZM101 88V87H100ZM105 88V87H104ZM175 88V87H174ZM179 88V87H178ZM187 88H188V86H187ZM262 88H264V87H262ZM50 89H52V88H50ZM50 89H48L49 91H50ZM65 89V88H64ZM63 89V90H64ZM69 89V88H68ZM136 89V88H135ZM147 89H149V88H147ZM155 89V88H154ZM169 89H170V87H169ZM212 89V88H211ZM247 89V88H246ZM57 90V89H56ZM142 90V89H141ZM167 90V89H166ZM170 90H172V89H170ZM192 90V89H191ZM194 90V89H193ZM253 90V89H252ZM27 92L26 94H24V93H22V92ZM137 91V90H136ZM140 91V90H139ZM207 91H209V90H207ZM54 92V91H53ZM65 94L67 93V91H63ZM98 92V91H97ZM141 92V91H140ZM159 92H162V90L160 89L159 91H157V89L156 90H152L151 88H150V92L148 91H146V94H137L136 92V95H134V96H132L131 97V99H129L128 101H130V102H132V104L134 105V106H137V107H140V106H143L144 105V103L145 102H149V106H148V109H149V112L151 113V115L152 116H154L156 113H158L159 114V112L161 111V109H162V106L164 105V103H162V98H160V97H156L158 94H160ZM165 93H166V91H164ZM104 93V92H103ZM132 93V92H131ZM134 93V94H135ZM191 93H192V91H191ZM163 94V93H162ZM193 94V93H192ZM62 95V94H61ZM113 95V94H112ZM115 95V94H114ZM118 95V94H117ZM161 95V94H160ZM263 95V94H262ZM54 96V97H53ZM63 96H64V94H63ZM101 96V95H100ZM111 96V95H110ZM143 96H147V98H143ZM166 96V95H165ZM180 96V95H179ZM204 96V95H203ZM264 96V95H263ZM262 96V97H263ZM53 97V98H52ZM58 96H56V98H57ZM99 97V96H98ZM106 98H109V94H107L106 96H105ZM127 97V96H126ZM130 97V96H129ZM61 98V97H60ZM64 98H65V96H64ZM166 98V97H165ZM62 99V98H61ZM101 99V98H100ZM103 99V98H102ZM110 99V98H109ZM112 99H114V98H112ZM147 99V100H146ZM164 99V98H163ZM181 99V98H180ZM179 99V100H180ZM258 99V98H257ZM127 100V99H126ZM125 100V101H126ZM165 100V99H164ZM105 101V100H104ZM165 101H167V100H165ZM173 101H175V98H174V100H172V103H173ZM205 101V100H204ZM114 102V101H113ZM113 102L111 103V104H113ZM119 102V101H118ZM176 102V101H175ZM184 102V101H183ZM190 102V101H189ZM260 102V101H259ZM127 103V102H126ZM166 103V102H165ZM169 103H171V102H169ZM188 103V102H187ZM210 103V102H209ZM251 103V102H250ZM62 104V103H61ZM119 104V103H118ZM117 104V105H118ZM129 104H131V103H129ZM214 104V103H213ZM218 104V103H217ZM252 104H255L254 102H252ZM251 104V105H252ZM148 105V104H147ZM169 105V104H168ZM175 105V104H174ZM189 105H191V104H189ZM208 105V104H207ZM256 105V104H255ZM2 106V105H1ZM62 106V105H61ZM113 106H114V104H113ZM121 106V105H120ZM183 106V105H182ZM94 107V106H93ZM109 107V106H108ZM111 107V106H110ZM132 107V106H131ZM178 107V106H177ZM192 107V106H191ZM195 107V106H194ZM210 107V106H209ZM216 107V106H215ZM214 107V108H215ZM249 107H250V105H249ZM102 108H104V107H102ZM117 108V107H116ZM118 108H119V106H118ZM170 108H171V106H170ZM180 108V107H179ZM186 108V107H185ZM205 108V107H204ZM204 108H202V109H204ZM65 109V108H64ZM129 109H131V108H129ZM134 109V108H133ZM166 109V108H165ZM174 109V108H173ZM216 109V108H215ZM247 109V108H246ZM96 110V109H95ZM104 110H106V109H104ZM123 110V109H122ZM132 110V109H131ZM129 110L130 112H129V114H128V117L130 118V117H135V116H137V113H138V110H137V108H136V111H135V109L134 110ZM178 110V109H177ZM184 110V109H183ZM253 110V109H252ZM88 111H89V109H88ZM142 111V110H141ZM140 111V112H141ZM143 111H145L144 110V108H143ZM176 111V110H175ZM179 111H181L180 109H179ZM179 111H177L178 113H180ZM185 111H186V109H185ZM188 111V110H187ZM186 111V112H187ZM221 111V110H220ZM240 111V110H239ZM242 111V110H241ZM251 111V110H250ZM255 111V113L256 112H258L257 110H254ZM262 111H263V109H262ZM124 112V111H123ZM122 112V113H123ZM128 112V111H127ZM171 112V111H170ZM177 112H176V114L175 115H178L177 114ZM190 112H193V111H190ZM209 112V111H208ZM217 112V111H216ZM244 112V111H243ZM252 112V114H254L253 113V111H251ZM251 112H249V113H251ZM161 113V112H160ZM163 113V112H162ZM194 113H196V112H194ZM215 113V112H214ZM228 114H229V112H227ZM234 113V112H233ZM232 113V114H233ZM242 113V112H241ZM244 113H247V112H244ZM261 113V112H260ZM101 114H103V111H102V113ZM105 114V113H104ZM127 114V113H126ZM138 114H140V113H138ZM142 114V113H141ZM144 114H145V112H144ZM187 114V113H186ZM190 114V113H189ZM193 114V113H192ZM207 114V113H206ZM208 114H210V113H208ZM243 114V113H242ZM257 114V113H256ZM256 114H255V116H256ZM258 114H259V112H258ZM115 115V114H114ZM122 115V114H121ZM146 115H149V113L148 114H146ZM160 115V114H159ZM158 115V116H159ZM171 115V114H170ZM198 115V114H197ZM220 115V114H219ZM247 115V114H246ZM245 115V116H246ZM107 116V115H106ZM156 116V115H155ZM157 116V117H158ZM161 116V115H160ZM159 116V117H160ZM188 116V115H187ZM195 116V115H194ZM199 116V115H198ZM202 115L200 114V117H201ZM236 116H237V114H236ZM239 116V115H238ZM143 117V116H142ZM167 117V116H166ZM180 117H181V115H180ZM185 117H186V115H185ZM190 117V116H189ZM234 117V116H233ZM240 117H241V115H240ZM252 117H254V115L252 116ZM106 118V117H105ZM121 118V117H120ZM153 117H151V119H152ZM177 118V117H176ZM188 118V117H187ZM193 118V117H192ZM191 117H190V119H192ZM197 118V117H196ZM199 118V117H198ZM244 118V117H243ZM250 118H251V116H250ZM258 118V117H257ZM109 119V118H108ZM114 119H116V117L114 118ZM123 119V118H122ZM148 119L150 120V118L148 117ZM147 119V120H148ZM194 119V118H193ZM246 119V118H245ZM249 119V118H248ZM68 120V119H67ZM142 120H144V119H142ZM146 120V119H145ZM146 120V121H147ZM204 120H205V118H204ZM214 120V119H213ZM257 120V119H256ZM260 120V119H259ZM258 120V121H259ZM123 121H125L124 119H123ZM136 120H131V121H129L128 123H115V124H111V126H113V125H116V126H118L119 127V129H121V128H123V127H125V128H127V127H129L130 126V128H134L135 130L136 129H139V130H142V129H144L142 126L144 125L143 123L141 124V121H139L140 123H138V122H135ZM146 121H144V122H146ZM154 121H155V119H154ZM157 121V120H156ZM185 121H187V120H185ZM191 121V120H190ZM194 121V120H193ZM238 121V120H237ZM252 121H253V119H252ZM262 121V120H261ZM66 122V121H65ZM102 122H103V120H102ZM116 122H117V120H116ZM121 122V121H120ZM172 122V121H171ZM170 122V123H171ZM179 122V121H178ZM192 122V121H191ZM200 122V121H199ZM205 122H206V120H205ZM208 122V121H207ZM213 122V121H212ZM72 123V122H71ZM162 122H160V125H162L161 124ZM210 123V122H209ZM216 123V122H215ZM223 123H225V122H223ZM262 123V122H261ZM178 124V123H177ZM182 124V123H181ZM226 124V123H225ZM187 125V124H186ZM185 125V126H186ZM243 125V124H242ZM88 126V125H87ZM110 126V125H109ZM190 126V125H189ZM200 126V125H199ZM210 126V125H209ZM214 126V125H213ZM219 126V125H218ZM264 126V125H263ZM105 127V126H104ZM148 127V126H147ZM175 127H177V125L175 126ZM191 127V126H190ZM205 127H208V126H205ZM249 127V126H248ZM252 127H253V125H252ZM107 128V127H106ZM160 128V127H159ZM181 128V127H180ZM230 128V127H229ZM60 129V128H59ZM110 129H114L113 127H110ZM116 129V128H115ZM124 129V128H123ZM147 129V128H146ZM154 129V128H153ZM161 129V128H160ZM169 129V128H168ZM171 129V128H170ZM183 129V128H182ZM185 129V128H184ZM189 129V128H188ZM208 129H209V127H208ZM207 129V130H208ZM218 129V128H217ZM58 130V129H57ZM62 130V129H61ZM105 130H107V129H105ZM145 130V129H144ZM159 130V129H158ZM163 130V129H162ZM161 130V131H162ZM195 130V129H194ZM199 130V129H198ZM241 130V129H240ZM112 131V136H113V134H114V136H115V132H120L118 135L122 138V139H125V138H127V136H128V134H129V131H124V130H111ZM165 131V130H164ZM171 131H173V130H171ZM178 131V130H177ZM189 131V130H188ZM202 131V130H201ZM215 131V130H214ZM248 131V130H247ZM250 131V130H249ZM248 131V132H249ZM103 132V131H102ZM114 132V133H113ZM142 132V131H141ZM141 132H139V134L141 133ZM148 132V131H147ZM146 132V133H147ZM152 132V131H151ZM154 132V131H153ZM152 132V133H153ZM156 132V131H155ZM154 132V133H155ZM163 132V131H162ZM184 132V131H183ZM192 132V131H191ZM210 132V131H209ZM216 132V131H215ZM257 132V131H256ZM42 134V137H43V135H44V137L46 138V140H44L43 142H42V144H43V146H42V148H44L43 150H40V148H37V139L36 138H38V137H41L39 134ZM148 133H150V131L148 132ZM164 133V132H163ZM175 133V132H174ZM185 133V132H184ZM198 133V132H197ZM204 133V132H203ZM212 133V132H211ZM261 133H263V132H261ZM261 133H260V135H261ZM79 134V133H78ZM132 134V133H131ZM157 134V133H156ZM180 134V133H179ZM187 134V133H186ZM191 134V133H190ZM259 134V133H258ZM110 135V134H109ZM117 135V134H116ZM150 135H151V133H150ZM181 135V134H180ZM211 135V134H210ZM111 136V135H110ZM186 136H189V135H186ZM196 136V135H195ZM214 136V135H213ZM255 136H256V134H255ZM259 136V135H258ZM103 137V136H102ZM135 137V136H134ZM150 137V136H149ZM155 137H156V135H155ZM158 137V136H157ZM183 137V136H182ZM181 137V138H182ZM200 137H202V136H200ZM105 138V140H103V144H104V146H105V151L107 152V154H105L104 153V156H103V158H102V160H101V163H100V166H101V168L99 167V168H97V169H104V170H100L101 172H103V174L104 173H110V172H114L115 174L114 175H110L108 178H109V181H108V184H107V182L105 181V183L107 184V186H108V188L107 187H105V188H107V189H103L104 187H100L101 189L99 190L98 189V186H97V184H102V182H103V175H99L97 178V181H96V183H95V185H92L91 184V186H90V190H88L89 192H88V194L87 195H85V203H83L82 204V206L80 205V207L74 212V215L71 213L70 215H73L72 217H71V219L72 220H74L71 224L69 223L68 225H67V228L68 229H66V231L68 230H71V228L73 227V229L74 228H76V226H77V224L79 223V221H85V216H83L82 218H81V220H76V218L77 219H79L82 215H84L85 213H88L90 216H93V218L95 217V216H98L99 218L101 217V219H103V222H101L102 223V226H104V224L106 223V222H110V226L109 225H106L105 227H103L104 228V234H106V232H110V233H108L109 235H110V238L112 239V241H113V243L115 244V250H114V252H115V256L116 255H119V258H117L116 259V261H118V262H120L121 261V264H123V263H126V264H147V261H146V259H150V258H148V255H151L153 252H154V255H157V253L159 252V250L161 251V250H163V252L161 253V254H159L158 256H156L157 257V259H153L149 264H214V263H212L211 261H210V258H211V256H216V263L215 264H259V262L260 263H264V243L261 241H259V242H257V243H254L255 242V240L253 241V243L249 240V238H247L248 236H250V235H248V231L246 230L249 226H251V225H249V223H246V221H239L240 223H236L235 221H229V220H224V219H228V217L229 216H227V215H225V214H222L221 215V217H217V219L216 218H213V217H215V216H217L216 214H213V213H208L209 212V210H208V208H206V206H205V204L204 203H202V204H200V205H196V204H194V202H193V204H181L180 203V201H178V200H176L177 198H176V196L175 197H172V196H169V198H170V200H169V202L168 203H166V201H163V200H160L161 198H163V196H165V195H163V193H161V192H159V193H152V195L153 196H150V193H149V196H150V198H149V196H148V198L147 197H138L139 196V194H138V196H136V195H134L133 193H130V195L128 196L127 194H126V191L127 190H132V191H134V188L136 189V191L137 190H139V191H142V190H146V187L149 185V183H151L152 184V181L151 180H149L148 179V177L146 176V173H148L149 171H152L153 170V168L154 167H156L157 169L159 168L158 166V162H157V164H155L153 167L150 165V164H147V160L145 159V157L148 155V157H150V152H155L157 149H158V146H160L156 141H153V139L152 138H148V137H146L145 139H144V141L146 142V144H147V146L145 147L146 148V152L147 153H145V154H127V153H124L125 152V149H123L124 151L122 152L120 149H118V148H116V149H118V150H114V145H112V140H111V137H108V136H106V137H104ZM116 138V137H115ZM166 138V137H165ZM180 140H181V138L180 137H178ZM192 136L190 135V140H188L187 141V139L185 138V141H187V142H185V141H183V143L185 144V143H188V142H191V140H192ZM206 138V137H205ZM261 138H262V136H261ZM118 139V138H117ZM131 139V138H130ZM184 139V138H183ZM230 139V138H229ZM232 139V138H231ZM41 140V139H40ZM40 140H39V142H40ZM126 140H128V139H126ZM156 140V139H155ZM164 140V139H163ZM166 140V139H165ZM203 139L201 138V141H202ZM71 141V140H70ZM93 141V140H92ZM114 141H116V140H114ZM134 141V140H133ZM138 141H140L139 139H138ZM142 141V140H141ZM161 141V140H160ZM207 141V140H206ZM227 141V140H226ZM94 142V141H93ZM124 142V141H123ZM143 142V141H142ZM145 142H144V144H145ZM162 142V141H161ZM168 142V141H167ZM199 142H200V140H199ZM205 142V141H204ZM203 142V143H204ZM215 142H216V140H215ZM0 143V144H1ZM75 143V142H74ZM118 143V142H117ZM138 143V142H137ZM220 143H222V142H220ZM225 143V142H224ZM240 143V142H239ZM41 143H39V145H40ZM82 144V143H81ZM135 144V143H134ZM144 144H143V147H144ZM165 144H167V143H165ZM183 144V145H184ZM206 144V143H205ZM230 144V143H229ZM84 145V144H83ZM136 145V144H135ZM168 145H169V147L170 148H172V149H174V151H179V150H184L185 149V152H186V149H197V152H198V150H200V156L202 157V160L204 159H207L208 157H209V155H210V153H211V148L212 147H208L207 146V144L205 145V146H202V145H200V144H193V142H192V145H189V144H187V145H184V146H179V145H181V144H179V143H175V144H172V143H168ZM213 145V144H212ZM218 145V144H217ZM221 145V144H220ZM227 145V144H226ZM262 145H264V144H262ZM32 146V147H31ZM225 146V145H224ZM228 146V145H227ZM61 147H64V150L65 151H62V149H61ZM136 147H137V145H136ZM215 146H213V149L215 150V148H214ZM222 147V146H221ZM67 148V149H66ZM120 148V147H119ZM121 148H123V147H121ZM170 148H168L169 150H170ZM137 149H138V147H137ZM141 149V148H140ZM165 149H166V147H165ZM167 149V150H168ZM171 149V150H172ZM225 149V148H224ZM129 150V149H128ZM143 150V149H142ZM220 150H223V149H220ZM228 150V149H227ZM160 151V150H159ZM158 151V152H159ZM166 151V150H165ZM188 152H190V150H187ZM196 150H194V152H195ZM224 151V150H223ZM40 152V153H39ZM193 152V151H192ZM216 152V151H215ZM228 152H229V150H228ZM227 152V153H228ZM231 152H234V151H231ZM230 152V153H231ZM140 153H141V151H140ZM159 153H162V152H159ZM214 153V152H213ZM225 153H226V151H225ZM73 154V153H72ZM158 154V153H157ZM215 154V153H214ZM218 154H220V156L222 155V158H223V155L224 154H222V153H219L218 152ZM235 154V153H234ZM237 154V153H236ZM36 155L38 156L37 158H36ZM154 155V154H153ZM194 155V154H193ZM226 155V154H225ZM262 155V154H261ZM159 156V155H158ZM188 156V155H187ZM190 156V155H189ZM199 156V155H198ZM216 156V155H215ZM214 156V157H215ZM230 156H231V154H230ZM232 156H233V154H232ZM234 156H236V155H234ZM157 157V156H156ZM211 157V156H210ZM227 158H228V156H226ZM240 157V156H239ZM245 157V156H244ZM244 157H242V159L244 158ZM64 158V159H63ZM155 158V157H154ZM153 158V159H154ZM187 158V157H186ZM195 158V157H194ZM221 158V157H220ZM220 159V160H223V159ZM225 158V157H224ZM236 158V157H235ZM238 158V157H237ZM241 158V157H240ZM239 158V159H240ZM257 158V157H256ZM74 159V158H73ZM190 159V158H189ZM231 159H233V157H231ZM239 159H234L235 160V162H236V160L238 161ZM75 160V159H74ZM100 160V159H99ZM157 160V159H156ZM179 160V159H178ZM201 160V159H200ZM201 160V161H202ZM212 160V159H211ZM246 160V159H245ZM251 161H254V160H252V159H250ZM76 161H78V160H76ZM214 161V160H213ZM229 160H227V162H228ZM71 162H72V160H71ZM121 162H123V163H126V165L125 164H123V165H121ZM179 162V161H178ZM222 162V161H221ZM226 162V163H227ZM164 163V162H163ZM191 163V162H190ZM195 164H196V162H194ZM198 163V162H197ZM209 163V162H208ZM218 163V162H217ZM223 163H225V160H224V162ZM76 164H78V163H76ZM162 164V163H161ZM230 164V163H229ZM232 164V163H231ZM235 164V163H234ZM6 165H8V163L6 164ZM17 165V166H18ZM128 166L127 168H125V166ZM189 165H191V164H189ZM206 165H207V163H206ZM218 165V164H217ZM233 165V164H232ZM232 165L230 166V167H232ZM79 166V165H78ZM98 166V165H97ZM210 166V165H209ZM235 166V165H234ZM233 166V167H234ZM48 167V166H47ZM73 167V166H72ZM119 167H121L120 169H119ZM194 167H195V165H194ZM203 167H204V165H203ZM208 167V166H207ZM216 167V166H215ZM233 167L231 168L233 171L235 170V169H233ZM239 167V166H238ZM237 167V168H238ZM14 168L15 167H12V169L14 170ZM94 168H96V167H94ZM191 168V167H190ZM199 168H202L200 165H199ZM224 168H226V167H224ZM236 168V169H237ZM17 169V168H16ZM73 169H76V168H74L73 167ZM214 169V168H213ZM216 169V168H215ZM215 169H214V171H215ZM222 169H223V166H222ZM239 169V168H238ZM18 170H19V168H18ZM21 170V169H20ZM187 170H189V169H187ZM191 170V169H190ZM193 170V169H192ZM202 170H203V168H202ZM211 170H212V168H211ZM240 170V169H239ZM99 171V172H100ZM155 171H157V170H155ZM166 171V170H165ZM213 171V172H214ZM230 171V170H229ZM238 171V170H237ZM236 171V172H237ZM10 172H12L11 170H10ZM9 172V173H10ZM18 172V171H17ZM82 172V171H81ZM91 172V171H90ZM92 172H94V171H92ZM193 172H194V170H193ZM196 172V171H195ZM208 172V171H207ZM217 172H219V170L217 171ZM217 172H215L216 174H218ZM223 172V171H222ZM221 172V173H222ZM235 172V171H234ZM13 173H15V172H13ZM12 173V174H13ZM206 173V172H205ZM209 173H211V172H209ZM228 173V172H227ZM240 173V171L238 172V174ZM241 173H243V172H241ZM240 173V174H241ZM244 173H246V172H244ZM4 174V173H3ZM7 174V173H6ZM75 174V173H74ZM168 174V173H167ZM181 174V173H180ZM185 174H188V172L187 173H185ZM194 174V173H193ZM199 174V173H198ZM204 174V173H203ZM202 174V175H203ZM212 174V173H211ZM226 174V173H225ZM235 174H237V173H235ZM235 174H233V178H234V176H237V175H235ZM97 175V174H96ZM171 175V174H170ZM172 175H173V172H172ZM189 175H190V173H189ZM188 175V176H189ZM229 175V174H228ZM242 175V174H241ZM248 175V174H247ZM179 176V175H178ZM188 176H187V178H188ZM208 176V175H207ZM218 176V175H217ZM221 176V175H220ZM219 176V177H220ZM250 176V175H249ZM248 176V177H249ZM19 177V176H18ZM59 177V176H58ZM94 177V176H93ZM190 177V176H189ZM198 177H199V175H198ZM232 177V176H231ZM6 178V177H5ZM13 178V180H14V177H12ZM175 178H177L176 176H175ZM186 178V179H187ZM207 178V177H206ZM210 178V176L208 177V179ZM215 178V177H214ZM239 178V177H238ZM244 179H245V175H244V177H243ZM247 178V177H246ZM18 179V178H17ZM22 179V178H21ZM39 179V178H38ZM160 179L161 180H163V177H160ZM182 179H184L183 177H182ZM190 179V178H189ZM188 179V180H189ZM202 179V178H201ZM204 179V178H203ZM213 179V178H212ZM240 179H242V178H240ZM247 179H249V178H247ZM246 179V180H247ZM252 179V178H251ZM9 180V179H8ZM13 180H11V181H13ZM106 180V179H105ZM114 180H117L116 182L114 181ZM207 180V179H206ZM209 180H211V179H209ZM208 180V181H209ZM217 180V179H216ZM3 181V180H2ZM10 181V180H9ZM18 181V180H17ZM87 182H89L90 183V181H88V180H86ZM94 179H93V182L92 183H94ZM112 181H114L115 182V184L114 183H111ZM186 182H188L187 180H185ZM201 181H203V180H201ZM215 181V180H214ZM220 181V180H219ZM243 181V180H242ZM15 182V181H14ZM190 182V181H189ZM193 182V181H192ZM198 182V181H197ZM210 182V181H209ZM233 182V181H232ZM238 182V181H237ZM236 182V183H237ZM246 182V181H245ZM255 182V181H254ZM7 183H8V181H7ZM13 183V182H12ZM18 183V182H17ZM175 183V182H174ZM203 183V182H202ZM240 183V182H239ZM4 184V183H3ZM200 184V183H199ZM8 185H9V183H8ZM11 185V184H10ZM74 185V184H73ZM87 185V184H86ZM169 185V184H168ZM171 185V184H170ZM177 185H178V183H177ZM205 185V184H204ZM203 185V186H204ZM208 185V184H207ZM243 185H244V182H243ZM245 185H246V183H245ZM77 186V185H76ZM76 186H74V187H76ZM85 186V185H84ZM83 186V187H84ZM202 186V187H203ZM206 186V185H205ZM218 186V185H217ZM253 186H254V184H253ZM6 187V189L8 188L7 186H5ZM68 187V186H67ZM71 187V186H70ZM165 187V186H164ZM171 187V186H170ZM176 187H178V186H176ZM185 187V186H184ZM189 187V186H188ZM192 187V186H191ZM194 187V186H193ZM199 187H200V185H199ZM199 187H197L196 185H195V188H199ZM202 187H200V188H202ZM233 187H234V185H233ZM232 187V188H233ZM236 187V186H235ZM235 187H234V189H235ZM240 187H241V183H240ZM12 189L13 187H10L9 186V188L8 189ZM81 188V187H80ZM87 188H89V187H87ZM215 188V187H214ZM226 188V187H225ZM10 189V190H11ZM148 189V188H147ZM155 189H158V188H156L155 187ZM173 189V188H172ZM192 189V188H191ZM205 189H206V187H205ZM216 189V188H215ZM219 189H220V187H219ZM230 189V188H229ZM228 189V190H229ZM238 189H240V188H238ZM259 189H261V188H258L257 190H258V192H259ZM1 190H2V188H1ZM17 190V189H16ZM26 190V189H25ZM70 190V189H69ZM72 190V189H71ZM70 190V191H71ZM74 190H76V189H74ZM179 190H181V189H179ZM203 190V189H202ZM201 190V191H202ZM211 190V189H210ZM225 190H227V189H225ZM236 191H237V189H235ZM4 191V190H3ZM12 191V190H11ZM14 191V190H13ZM18 191V190H17ZM53 191V190H52ZM76 191H78V189L76 190ZM198 191H200V189L198 190ZM206 191H207V189H206ZM206 191H202V192H206ZM232 191H233V189H232ZM235 191V192H236ZM241 191V190H240ZM264 191V190H263ZM7 192V190L6 191H4L3 193H6ZM15 192V191H14ZM81 192V191H80ZM128 192V191H127ZM143 192V191H142ZM145 192V191H144ZM175 192V191H174ZM177 192V191H176ZM210 192V191H209ZM208 192V193H209ZM223 192V191H222ZM226 192V191H225ZM227 192H229V191H227ZM256 192V191H255ZM81 193H83V191L81 192ZM85 193V192H84ZM147 193V192H146ZM178 193H180V192H178ZM182 193V192H181ZM197 193V192H196ZM200 193V192H199ZM207 193V192H206ZM250 193V192H249ZM248 193V194H249ZM260 193H261V191H260ZM9 194V193H8ZM7 194V195H8ZM16 194H18V193H16ZM74 194H76V193H74ZM192 194V193H191ZM203 194V193H202ZM219 194V193H218ZM230 194V193H229ZM237 194H240V193H237ZM0 195H3L2 193L0 194ZM26 195V194H25ZM79 195V194H78ZM133 195L134 196H136L135 198L133 197ZM148 195V194H147ZM186 195V194H185ZM204 195V194H203ZM216 195V194H215ZM222 195V194H221ZM244 195V194H243ZM250 195V194H249ZM248 195V196H249ZM255 194H253L252 196H254ZM258 195V194H257ZM261 195H262V193H261ZM5 196V195H4ZM4 196H1V197H4ZM38 196V195H37ZM188 196V195H187ZM199 196V195H198ZM223 196V195H222ZM248 196L247 197H245V198H247L248 199ZM256 196V195H255ZM0 197V198H1ZM8 196H6L5 198H7ZM24 197V196H23ZM33 197V196H32ZM36 197V196H35ZM58 197H59V195H58ZM138 197V198H137ZM228 197V196H227ZM233 197V196H232ZM231 197V198H232ZM240 197H242V196H240ZM192 198V197H191ZM200 198V197H199ZM204 198V197H203ZM254 198V197H253ZM25 199V198H24ZM172 199H174L175 201H173ZM182 199H183V203H184V198L182 197ZM193 199L194 198H192V201H193ZM227 199H230V198H227ZM238 200H239V196H238V198H237ZM242 199H243V197H242ZM250 199H252L251 197H250ZM249 199V200H250ZM259 199V198H258ZM1 200V199H0ZM34 200V199H33ZM56 200V199H55ZM195 200H197V199H195ZM224 200V199H223ZM222 200V201H223ZM244 200V199H243ZM246 200V199H245ZM253 200V199H252ZM60 201V200H59ZM58 201V202H59ZM83 201V200H82ZM142 201H145V203L146 204H144V203H141ZM152 201H154L153 203L154 204H150V205H148L147 203H150V202H152ZM205 201H206V199H205ZM207 201H208V199H207ZM206 201V202H207ZM213 201V200H212ZM215 201V200H214ZM214 201H213V203H211V204H214ZM216 201H220V200H216ZM225 201V200H224ZM234 201H237V200H235V197H234ZM240 201H241V199H240ZM256 201V200H255ZM3 202V201H2ZM64 202V201H63ZM185 202H187L186 200H185ZM189 202V201H188ZM190 202H191V200H190ZM189 202V203H190ZM208 202H210V201H208ZM228 202H230V201H228ZM232 202V201H231ZM230 202V203H231ZM242 202V201H241ZM246 202V201H245ZM59 203H62V202H59ZM197 203H199V202H197ZM216 203H218V202H216ZM235 203V202H234ZM237 203V202H236ZM240 203V202H239ZM238 203V204H239ZM2 204H4V203H2ZM6 204V203H5ZM46 204V203H45ZM48 204V203H47ZM73 204V203H72ZM224 204H226V203H224ZM224 204H223V207H224ZM233 204V203H232ZM232 204H230V206L232 207V206H235V205H232ZM245 204V203H244ZM29 205V204H28ZM65 205V204H64ZM68 205V204H67ZM74 205V204H73ZM78 205V204H77ZM208 205V204H207ZM252 205V204H251ZM3 206V205H2ZM66 206V205H65ZM70 206V205H69ZM236 206H237V204H236ZM244 206H246V205H244ZM250 206V205H249ZM5 207V206H4ZM7 207V206H6ZM53 207V206H52ZM60 207V206H59ZM92 207V208H91ZM217 207V206H216ZM226 207V206H225ZM238 207V206H237ZM243 207V206H242ZM246 207H248V206H246ZM252 207V206H251ZM259 207V206H258ZM64 208H66V207H64ZM91 208V209H90ZM214 208V207H213ZM228 208V207H227ZM235 208V207H234ZM7 209V208H6ZM17 209V208H16ZM67 209V208H66ZM73 208H71V210H72ZM216 209V208H215ZM238 209V208H237ZM244 209V208H243ZM252 209H254V207L252 208ZM40 210V209H39ZM60 210V209H59ZM64 210V209H63ZM236 210V209H235ZM244 210H248V209H244ZM34 211V210H33ZM66 211V210H65ZM74 211V210H73ZM72 211V212H73ZM179 211V212H178ZM208 211V212H207ZM228 211V210H227ZM234 211V210H233ZM48 212V211H47ZM178 212V214H180L179 216H176V213ZM187 212H190L191 213V215H189L188 216V214H187ZM212 212V211H211ZM244 212V211H243ZM247 212V211H246ZM19 213V212H18ZM49 213V212H48ZM62 213V212H61ZM189 213V214H190ZM236 213V212H235ZM253 213H254V210H253ZM27 214V213H26ZM69 214V213H68ZM247 214V213H246ZM245 214V215H246ZM64 215V214H63ZM69 215V216H70ZM241 215V213L239 214L238 213V216H240ZM260 215V214H259ZM12 216V215H11ZM20 216V215H19ZM27 216V215H26ZM45 216V215H44ZM56 216V215H55ZM60 216V215H59ZM89 216V217H90ZM242 216H243V214H242ZM22 217V216H21ZM25 217V216H24ZM66 217V216H65ZM87 217V216H86ZM244 217V216H243ZM242 217V218H243ZM249 217V216H248ZM15 218V217H14ZM26 218V217H25ZM32 218V217H31ZM91 218V217H90ZM2 219V218H1ZM21 219V218H20ZM19 219V220H20ZM67 219H68V217H67ZM98 219V218H97ZM104 219H106V220H104ZM218 219H220V221L219 222H217V223H215V222H211V220H218ZM4 220V219H3ZM65 220V219H64ZM70 220V219H69ZM94 220H96L95 218L93 219V222H94ZM100 220V219H99ZM98 220V221H99ZM164 220H168V222H170V223H172V224H174V226H176V230L177 231H175V232H172V234L170 235V233L168 234V236L167 237H163V236H161L162 234L161 233H163V231L161 232V230L164 228V225H163V221ZM175 220H177V222H174ZM180 220V221H179ZM200 220V221H199ZM234 220V219H233ZM245 220H247V219H245ZM7 221V220H6ZM6 221H5V223H3V224H6ZM89 222H91L92 220H88ZM97 221V220H96ZM21 222V221H20ZM87 222V221H86ZM252 222V221H251ZM263 222V221H262ZM1 223H2V221H1ZM9 223V222H8ZM22 223V222H21ZM83 223V222H82ZM112 223V224H111ZM194 223H199L200 225H201V228L199 229V230H201V231H198L197 229L196 230H193V231H191L190 232V230H187V228H188V226L189 225H191L192 227H194L193 226V224ZM97 224V223H96ZM98 224H99V222H98ZM97 224V225H98ZM82 225H84V224H82ZM81 225V226H82ZM101 225V224H100ZM99 225V226H100ZM196 225V224H195ZM217 225V226H216ZM0 226H3V225H0ZM5 226H7V225H4L3 227L5 228ZM85 226V225H84ZM86 226H87V224H86ZM85 226V227H86ZM92 226H94L93 224H92ZM14 227V226H13ZM12 227V228H13ZM17 227H19V226H17ZM83 227V226H82ZM167 227V226H166ZM173 227V226H172ZM172 227L170 228V229H172ZM252 227V226H251ZM258 227V226H257ZM7 228V227H6ZM86 228H88V227H86ZM97 228V227H96ZM100 228V227H99ZM102 228V229H103ZM178 228V229H177ZM85 229V228H84ZM137 230V231H139L140 233L139 234H137V233H135L134 234V232H132V230ZM169 229V228H168ZM174 229V228H173ZM172 229V230H173ZM186 229V230H185ZM255 229V228H254ZM259 229V228H258ZM80 230V229H79ZM82 230V229H81ZM89 230V229H88ZM96 230L97 229H95V234H96ZM100 230V229H99ZM108 230V231H107ZM133 230V231H134ZM261 230H263V229H261ZM1 231H2V229H1ZM68 231L66 232V233H68ZM78 231V230H77ZM154 232L155 234H157V236L156 237H154L156 240L154 241V244H156L158 241H160L161 242V244L160 245H157L156 244V247L158 246V247H161L159 250H157V251H146V250H150V249H144V250H140L139 248L141 247V243L143 242V244L144 245H149L150 247L152 246V248H153V246L154 245H152V244H150V242L149 241H147V235L148 234H150V232ZM170 231V230H169ZM189 231V232H188ZM256 231V230H255ZM4 232L5 233H7L5 230H4ZM19 232V231H18ZM17 232V233H18ZM64 232V231H63ZM71 232V231H70ZM94 232V231H93ZM258 232V231H257ZM261 231H259V233H260ZM56 233V232H55ZM65 233V232H64ZM71 233H73V232H71ZM134 234L135 236H138V237H135V238H131V239H129V234ZM148 233V234H147ZM188 233V234H187ZM251 233H252V231H251ZM250 233V234H251ZM262 233H264V231L262 232ZM8 234V233H7ZM69 234V233H68ZM73 234H75V233H73ZM84 234V233H83ZM88 234V233H87ZM91 234V233H90ZM101 234V233H100ZM107 234V235H108ZM142 234H147V235H145V237H143V236H141ZM165 234V233H164ZM256 234V233H255ZM254 234V235H255ZM16 235V234H15ZM15 235H14V237H15ZM67 235V234H66ZM65 235V236H66ZM79 235V234H78ZM254 235H253V237H254ZM260 235H261V233H260ZM16 236H18V235H16ZM80 236V235H79ZM149 236H152L151 234L149 235ZM259 236V235H258ZM264 236V235H263ZM6 237V236H5ZM22 237V236H21ZM20 237V238H21ZM29 237V236H28ZM58 237V236H57ZM63 237H64V235H63ZM67 237V236H66ZM153 237V236H152ZM252 237V236H251ZM15 238H17V237H15ZM30 238V237H29ZM69 238V237H68ZM67 238V239H68ZM88 238V237H87ZM86 238V239H87ZM162 238L164 239L163 241H162ZM184 238V239H183ZM1 239V238H0ZM3 239H4V237H3ZM24 239H25V236H24ZM58 239V238H57ZM66 239V240H67ZM70 239H71V237H70ZM69 239V240H70ZM74 240H75V238H73ZM72 239V240H73ZM89 240H90V238H88ZM256 239H257V235H256ZM71 240V242L73 243V241ZM253 240V239H252ZM64 241V240H63ZM78 241H80V240H78ZM193 241V242H192ZM28 243H30L29 241H27ZM58 242H61V241H59L58 240ZM66 241H64V243H65ZM77 242V241H76ZM75 242V243H76ZM17 244L18 243H20L19 241H17L16 242ZM70 243V242H69ZM68 242L66 243V245L67 244H69ZM71 243V245H74V244H72ZM179 243V244H178ZM192 243H194V244H192ZM4 244L7 246V247H11V246H13L14 244H13V242H11V240L10 239H7L6 241H4ZM3 244V245H4ZM20 244H22V243H20ZM24 245H25V243H23ZM31 244V243H30ZM50 244H51V242H50ZM54 244H56V243H54ZM83 244H85V246H84V248L85 247H87V246H92L91 244H90V242H88L87 240H84L83 241ZM132 245V248L131 249H133V255H128V254H126V253H128V251H126L127 249V246L126 245ZM19 245V244H18ZM27 245V244H26ZM25 245V246H26ZM63 245V244H62ZM66 245H63V247L65 246V247H68V246H66ZM70 245V246H71ZM21 246V245H20ZM32 246V245H31ZM43 246V245H42ZM55 246V245H54ZM58 246V245H57ZM60 246V245H59ZM70 246H69V250H70ZM107 246H109V245H107ZM23 247V246H22ZM32 247H34V246H32ZM56 247V246H55ZM64 247V248H65ZM73 247H75V246H73ZM73 247H72V249H73ZM101 247V246H100ZM142 247H144V246H142ZM142 247H141V249H142ZM149 247V248H150ZM157 247V248H158ZM36 248V247H35ZM58 248V247H57ZM64 248H63V250H64ZM101 248H103V247H101ZM109 248V247H108ZM112 248H114V247H112ZM156 248V249H157ZM176 248H178V249H176ZM245 248H249V250H248V256H247V258L246 257H244L243 255H240L239 254V252L241 251V253H243L244 252V249ZM13 249H14V247H13ZM48 249H51V248H48ZM66 249V248H65ZM71 249V250H72ZM77 249H78V247H77ZM77 249L75 250V251H70L69 253H68V256H69V261L67 262H65L64 260V258H61L60 256H55V258L53 257L52 258V260H53V264H89V261H88V263H86V261L85 260H87V257H84L85 259H83L82 257H81V253H79V251L77 252ZM93 249V248H92ZM105 249H107V248H105ZM111 249V248H110ZM154 250H155V247L153 248ZM232 249H235L233 252H236L235 254H228V256H227V258L228 259H226V261L225 262H223L222 261V253L224 254V253H227V251L229 252V251H231ZM240 249V250H239ZM19 250H21V249H19ZM18 250V251H19ZM58 250H59V248H58ZM61 250L62 249H60V251L59 252H61ZM94 250V249H93ZM97 250V249H96ZM129 250V249H128ZM2 251V250H1ZM17 251V252H18ZM25 251V250H24ZM98 251H100V250H98ZM103 251V250H102ZM223 251V252H222ZM246 251V250H245ZM23 252V251H22ZM26 252V251H25ZM31 252V251H30ZM53 252H55V251H53ZM114 252H113V254H114ZM247 252V251H246ZM56 253V252H55ZM99 253V252H98ZM164 253H166L167 255H169V258L171 257H174V260H175V262H172L171 260L170 261H168V260H165V259H168L167 257L165 258V259H162L163 261H165L164 263H163V261H162V263H161V259H160V256L162 255V254H164ZM22 254V253H21ZM45 254V253H44ZM94 254V253H93ZM245 254V253H244ZM17 255H19L18 253H17ZM16 255V256H17ZM46 255V254H45ZM105 255V254H104ZM43 256V255H42ZM214 256V257H215ZM13 257H14V253H13ZM36 257H38V256H36ZM45 257V256H44ZM43 257V258H44ZM102 257V256H101ZM101 257H98V258H96V262H93V264H101V263H103L102 261H106V259H104V257L103 258H101ZM107 257V256H106ZM105 257V258H106ZM152 257V256H151ZM155 257V258H156ZM15 258V257H14ZM17 258V257H16ZM15 258V259H16ZM21 258V257H20ZM23 258V257H22ZM28 258H30V257H28ZM68 258V257H67ZM127 258L129 259V261L127 260ZM161 258H164L163 256L161 257ZM2 259V258H1ZM17 259H19V257L17 258ZM17 259H16V262H17ZM64 259V260H63ZM95 259V258H94ZM109 259V258H108ZM112 259L114 260V257L112 256ZM22 260V259H21ZM45 260V259H44ZM50 260V259H49ZM52 260H50V263H51V261ZM173 260V259H172ZM220 260V261H219ZM224 260V259H223ZM23 261V260H22ZM25 261V260H24ZM31 261V260H30ZM41 261V260H40ZM115 261V262H116ZM43 262H45V261H43ZM48 262V261H47ZM112 262H114V261H112ZM29 263V262H28ZM31 263V262H30ZM49 263V264H50ZM91 264V263H90ZM104 264V263H103ZM106 264H107V262H106ZM111 264V263H110ZM116 264V263H115ZM118 264V263H117Z\"/></svg>", "mask_w": 264, "mask_h": 264}]
</instances>
